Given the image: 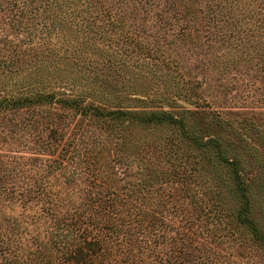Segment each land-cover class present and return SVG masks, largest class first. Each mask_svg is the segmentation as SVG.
<instances>
[{
    "label": "trees",
    "instance_id": "obj_1",
    "mask_svg": "<svg viewBox=\"0 0 264 264\" xmlns=\"http://www.w3.org/2000/svg\"><path fill=\"white\" fill-rule=\"evenodd\" d=\"M1 20L9 27L0 35L1 132L5 138L22 136L31 154H0V264H232L216 248L226 235L223 228L201 224L202 215L213 212L217 219L229 217L234 230L248 229V248L264 258V232L253 215L258 190L249 188L253 181L245 177L237 150L228 156L227 140L217 131L220 116L197 111L190 125L163 108L144 114L110 108L88 98V93H101L100 86L79 89L75 77L53 75L52 80L41 74L46 63L58 67L51 58L63 44L49 39L52 34L63 39L67 20L82 35L80 46L118 38L129 52L121 56L142 58L151 75L152 67L166 59L164 40L197 45L203 36L212 47L216 36L229 47L246 42L264 62V0H0ZM81 55L85 75H120L103 71L121 59L118 54L110 53L108 62L98 59L99 73L91 65L96 60L76 52ZM180 81L183 87L188 82ZM136 89V99L142 100L137 84ZM170 94L175 100L179 96ZM186 94L197 93L189 87ZM132 125L178 128L173 141L183 150L168 161L163 150L158 152L167 162L159 185L150 178L124 181L116 170V138L123 143ZM205 161L228 171L227 196L216 188H211L215 198L200 191L208 180L198 175Z\"/></svg>",
    "mask_w": 264,
    "mask_h": 264
},
{
    "label": "rangeland",
    "instance_id": "obj_2",
    "mask_svg": "<svg viewBox=\"0 0 264 264\" xmlns=\"http://www.w3.org/2000/svg\"><path fill=\"white\" fill-rule=\"evenodd\" d=\"M70 22L67 20L65 23L63 39L56 34H52V39H49L50 42L56 43V46L63 44V49H56L54 54L51 53V60L56 62L58 67L54 69L51 62L46 63L42 67L43 73H41L44 78H52L53 80V75L65 76L66 78L75 77L79 89H84L85 85L91 83L96 87L100 86L101 93L91 92L90 97L88 93V98H98L101 104L110 108L122 107L126 110L143 112V114L150 110L163 108L184 117L190 125H192L197 111L205 110L211 112L212 115L220 116L223 121L219 122L220 127L217 131L219 136L221 135L227 140L226 144H223L225 147H229L228 156L233 154V149L237 150L240 161L244 165L245 177H249L248 180L253 181L252 184L249 183V188L258 190L257 194L255 193L256 199L253 201L255 208L253 215L264 232V62L260 60V54L255 52L249 43L240 42L229 47L226 46V42L222 44V40L217 36L211 41L213 47L210 46V40L206 37L203 38V36L197 45L191 40H179L174 43L164 40L163 47L167 53L166 59L163 64L152 67L154 75H151L150 72L146 73V70H150V66L144 64L142 58L124 59L121 56V51L128 54L129 52L121 46L123 41L118 38L104 44L80 46L82 45V35L74 30L72 23V27L70 26ZM5 33H9V27L6 21L1 20L0 35ZM243 39L247 40L246 38ZM151 40L157 41L158 37L152 36ZM236 40L237 38L233 43ZM99 42H103V40H99ZM74 44L78 48H74ZM80 51H84V54L86 52L88 56L96 60L91 65L96 68L98 73L109 68V70L120 75L103 72L96 77L91 76L90 73L86 76L85 73L88 71L83 69L86 64L84 56L76 57V52ZM110 53L118 54L117 57H121V59L109 64L102 71L98 59L108 62L109 57H113ZM100 54H102V58L98 57ZM72 56L75 57L71 58ZM175 66H178L177 70L173 68ZM30 68L33 69V66ZM125 68H128V71ZM139 72L146 73V75L141 77L138 75ZM33 74L36 72L33 71ZM167 75H170L171 78H168L167 83L164 84L162 79H165ZM30 76L32 77V72ZM181 79L188 80L184 87ZM133 83L135 85L130 86ZM136 84L139 88L137 95L143 98L142 100H137L136 94L132 91L137 90ZM189 87L197 93L195 94L196 97L186 94ZM171 91L179 95L176 100L170 94ZM4 122L0 121V154L30 155L31 152L21 143L24 139L22 136H18V134L16 136L18 138L4 137L1 132L5 127L3 126ZM127 130L129 131L126 134L123 133V143L121 138H116L117 148L120 151L114 153L116 157L113 159V163L117 172L124 178V181H140L150 178L151 181L158 182L157 185H159V182L166 178L162 172L163 167L167 166L164 159L171 160L174 152L178 153L183 150L179 144L173 141V136L176 138L178 128L169 125L151 126L143 129L132 125L131 129L128 128ZM206 137L209 138V136ZM179 148L180 151H178ZM161 150H163L164 159L158 157ZM165 152L168 153L166 157ZM160 154L159 156H161ZM181 161L185 163V160L181 159ZM183 163L181 169L184 168ZM192 165H195L193 161ZM205 166V170L202 169L203 173L198 175H207L208 180L201 184L200 191L207 198L210 195H214L215 198L217 192L211 188H216L221 196H227L229 193L227 187L224 186L225 183H229L226 181L228 178L226 168L208 162L205 163ZM181 176L190 178L191 183L197 182L195 177ZM157 193L160 194L163 191L160 190ZM213 214L211 216L202 215L201 224L205 225L206 223L213 227L223 228V231L226 232L216 247L217 249L220 247V254L223 255L221 257L227 255L232 264L239 262V260L246 264H253L254 262L264 264V258L258 250L248 248L250 244L245 241L248 240L246 238L247 233H250L248 229L237 226L235 229L238 230H234L232 229L233 224L228 222L229 217L224 214L217 219L216 215ZM193 218L195 219L194 226L200 228L197 215H194ZM202 235L204 236V234ZM250 249L251 254H243ZM239 251H241L240 257L237 255ZM228 259L224 258L225 261Z\"/></svg>",
    "mask_w": 264,
    "mask_h": 264
}]
</instances>
